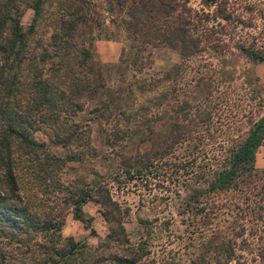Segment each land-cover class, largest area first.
<instances>
[{
	"label": "trees",
	"instance_id": "obj_1",
	"mask_svg": "<svg viewBox=\"0 0 264 264\" xmlns=\"http://www.w3.org/2000/svg\"><path fill=\"white\" fill-rule=\"evenodd\" d=\"M203 1L214 8L199 10L182 0H0V264H147L142 261L149 252L144 247L147 241L133 244L125 228L129 207L112 197L105 182L83 179L80 186L81 177L67 180L63 169L71 167L73 160L81 162L87 153H97L88 120L93 118L112 122L102 133L108 145L132 134L139 136L137 145L147 142L132 154L116 151L138 174L177 148L192 160L206 151L213 117L229 102L223 87H231L236 75L234 67L214 68L205 55L230 53L251 63L263 62L264 5L246 4L249 14L244 17L232 0ZM28 6L33 7V15L29 23H23L21 15ZM98 8L110 14L113 24L120 21L127 26L126 35L134 41L130 46L136 49L129 65L138 71L146 65V52L152 47H166L180 58V63L158 77L168 80L166 87L157 85L154 74L141 77L135 72L128 80L124 75L111 82V73L92 49L96 30L100 31ZM183 65L196 73L189 81L199 91L195 96L183 92L185 97L179 100L176 77L183 75ZM243 81L247 86V80ZM249 86L254 105L243 103L240 92L242 102L234 101L236 107L230 108L233 123L245 117L249 126L231 137L235 146L231 145L209 181L212 190L226 189L238 179L262 180L254 161L264 139V113L254 115L264 108V93H260L264 83ZM169 108L176 119L162 131L155 123L162 124ZM84 109L89 115L80 122L76 116ZM226 122L214 129L225 132ZM42 125L54 126L55 138L62 144L74 143L72 151L58 155L33 136ZM240 127L236 125L235 130ZM259 184L264 193L263 181ZM55 198L58 209L47 202L54 204ZM92 199L100 204L107 233L97 245L69 238L63 242V213L71 207L74 217L85 220L83 204ZM191 213L187 217L190 232L212 227L216 216L212 205L194 206ZM212 239L201 252L214 251L218 263L222 256L220 264H229L235 252L231 239L214 245ZM198 257L205 264L206 256ZM195 260L189 264H197Z\"/></svg>",
	"mask_w": 264,
	"mask_h": 264
},
{
	"label": "rangeland",
	"instance_id": "obj_2",
	"mask_svg": "<svg viewBox=\"0 0 264 264\" xmlns=\"http://www.w3.org/2000/svg\"><path fill=\"white\" fill-rule=\"evenodd\" d=\"M182 1L199 10L214 8L213 5L204 4L203 0ZM250 2L264 5V0H232L231 5H234L246 17L249 10L245 8V5ZM98 9L100 31L96 30L98 34L93 39L92 49L94 55L106 65L111 73V82L120 81L124 75L126 76L123 79L128 80L131 73L135 72L136 76L141 77L154 74L157 85L162 88L166 87L168 80L161 81L162 79L158 77L160 74L165 75L166 69L174 63H180V58L166 47H152L149 53L146 52V65L138 71L134 65H129L136 49L130 46L134 41L126 35L127 26L120 21H118L120 23L113 24L110 21V14L103 9ZM32 15L33 7H26L21 15V21L29 23ZM114 15L117 16L116 13ZM256 19L258 20L259 16H256ZM122 53L126 56L123 61ZM205 57L212 61L214 68L231 69L234 67L236 75L231 87H223L227 94L225 97H229V102L213 117L215 124L213 123V130L211 129L212 131L206 138L205 152H198L196 159L192 160L191 158L186 159V156L183 157V149L177 148L165 155V160L156 161L138 174L134 167L129 168L123 163L116 151H121L124 155L132 154L137 146L144 148L147 142L137 145L139 136L132 134V136L126 135L122 140L108 145L102 140V133L112 122H106L104 118H93L88 120L93 135L92 143L98 148L97 153L85 154L81 162L73 160L69 165L71 167L63 169L64 177L69 180L78 175L81 177L78 182L80 186L83 179L93 178L105 182L112 197L122 207H129V212L125 216V228L133 244L142 240L147 241L144 247L149 249V252L142 258V261L147 264H189L190 260L195 258L196 263L201 264L202 261L198 257L200 255L206 256L205 264H220L223 261L222 256H219L220 262L218 263L214 257V251L201 252L205 244H210L208 239L212 237V245L223 238L231 239L235 252L229 264H264V193L260 191L261 186H259L262 181L264 184V139L257 148L254 161L256 175H261L262 180L248 182L238 179L235 184L226 189L212 190L209 187V181L217 175L219 165L230 153L231 137L243 132L249 126L245 117H242V121L233 123L230 108L234 110L236 107L233 104L234 101L242 102L239 100L240 92L244 96L243 103L254 105L256 99L250 92L252 90L248 89V85L260 87V83H264V61L251 63L242 55L234 56L230 53L222 57L210 54L209 58L208 55ZM183 68V75L179 74L176 77L179 86V100L185 97L183 92L195 96L196 91H199L198 87H193L194 81H189L196 74L192 67L183 65ZM255 76L258 80L254 79ZM243 80H247V86L243 84ZM158 91L151 92V95ZM260 93L264 91L261 89ZM191 94L188 95L189 98L193 97ZM159 109L162 111L164 108ZM261 113H264V108L255 113L254 117ZM79 114L76 117L80 122H85L89 115L86 109ZM175 115L174 110L169 108L161 120L162 124L155 123L156 128L161 125L160 129L167 131L170 121L176 119ZM224 121L227 122L223 124L225 132L221 130L222 134L214 127ZM227 124L231 127H225ZM236 125H241V127L235 130ZM55 132L54 126L42 125L33 132V136L44 140L47 147L56 154L68 155L67 153L72 151L75 144L71 142L62 144L61 141L56 140ZM234 146L235 144L232 145L233 148ZM30 190L27 191L28 194H32L35 189ZM57 201L54 204L51 200L47 202L49 206H54L58 204ZM207 205H212L216 211L212 227L210 229L201 227L195 232H190L192 226L187 223V217L193 216L191 212L194 206L200 208ZM54 208L58 209L56 206ZM83 209L87 220L74 217L71 207L63 213L61 240L64 242L69 238L97 245L107 233L108 224L101 213L100 204L95 200H88L83 204ZM199 213L198 218L203 215ZM212 228L214 232L211 231Z\"/></svg>",
	"mask_w": 264,
	"mask_h": 264
}]
</instances>
